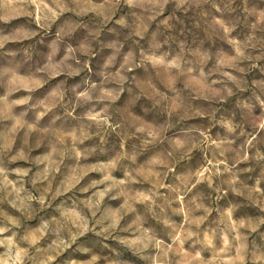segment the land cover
Returning <instances> with one entry per match:
<instances>
[{
    "label": "rangeland",
    "instance_id": "1",
    "mask_svg": "<svg viewBox=\"0 0 264 264\" xmlns=\"http://www.w3.org/2000/svg\"><path fill=\"white\" fill-rule=\"evenodd\" d=\"M0 264H264V0H0Z\"/></svg>",
    "mask_w": 264,
    "mask_h": 264
}]
</instances>
